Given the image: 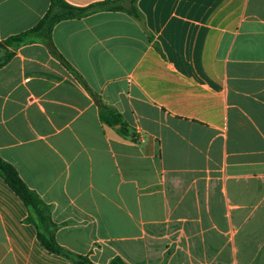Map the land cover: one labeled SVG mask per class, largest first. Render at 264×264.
I'll return each instance as SVG.
<instances>
[{"label":"crops","instance_id":"crops-1","mask_svg":"<svg viewBox=\"0 0 264 264\" xmlns=\"http://www.w3.org/2000/svg\"><path fill=\"white\" fill-rule=\"evenodd\" d=\"M85 8L0 69V158L97 264H264V0H64ZM52 0H0V41ZM134 5L140 15H131ZM128 126L110 127L94 96ZM0 175V264L50 253Z\"/></svg>","mask_w":264,"mask_h":264},{"label":"trees","instance_id":"trees-1","mask_svg":"<svg viewBox=\"0 0 264 264\" xmlns=\"http://www.w3.org/2000/svg\"><path fill=\"white\" fill-rule=\"evenodd\" d=\"M134 2L136 0H133ZM107 5L109 9L120 10L119 1L107 2L100 5H91L85 8H78L69 5L64 0H52L50 9L42 20L32 29L16 34L0 41V69L7 65L15 55V51L20 47L34 42H41L45 44L52 55L58 57L65 66L68 67L82 82V78L76 73L71 66L63 59V57L56 50L52 42V30L54 26L65 19L82 18L95 12L100 6ZM128 12L139 18L137 8L132 5ZM94 96L98 105L101 119L110 127L121 125L118 131L122 135L128 134V126L124 123L122 115L104 103L101 98L88 89ZM0 175L4 178L10 188L23 200L26 207L29 209V216L27 221L35 224L38 229V238L42 245L52 254L63 256L70 259L75 264H97L93 262L89 256L77 255L64 247H62L56 240L55 230L56 225L51 219V209L42 200V198L34 191H32L21 179L16 168L0 158ZM109 264H127L120 256H115Z\"/></svg>","mask_w":264,"mask_h":264},{"label":"rangeland","instance_id":"rangeland-1","mask_svg":"<svg viewBox=\"0 0 264 264\" xmlns=\"http://www.w3.org/2000/svg\"><path fill=\"white\" fill-rule=\"evenodd\" d=\"M54 56V55H53ZM55 58H57L63 65H64V63L58 58V57H56V56H54ZM67 67V66H66Z\"/></svg>","mask_w":264,"mask_h":264}]
</instances>
